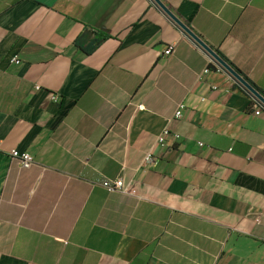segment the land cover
Returning a JSON list of instances; mask_svg holds the SVG:
<instances>
[{
  "label": "crops",
  "instance_id": "crops-1",
  "mask_svg": "<svg viewBox=\"0 0 264 264\" xmlns=\"http://www.w3.org/2000/svg\"><path fill=\"white\" fill-rule=\"evenodd\" d=\"M160 1L264 96V0ZM0 264H264V108L150 0H0Z\"/></svg>",
  "mask_w": 264,
  "mask_h": 264
},
{
  "label": "water",
  "instance_id": "water-1",
  "mask_svg": "<svg viewBox=\"0 0 264 264\" xmlns=\"http://www.w3.org/2000/svg\"><path fill=\"white\" fill-rule=\"evenodd\" d=\"M172 23H174L195 45L204 51L210 60L222 71H224L230 79L239 85L258 105L264 108V96H262L252 85H250L240 74H238L230 65H228L221 57H219L212 49L206 46L201 39L184 25L177 17H175L160 0H150ZM91 33L85 31L76 41L80 47H84ZM96 41H92L87 45V48H93Z\"/></svg>",
  "mask_w": 264,
  "mask_h": 264
},
{
  "label": "built area",
  "instance_id": "built-area-1",
  "mask_svg": "<svg viewBox=\"0 0 264 264\" xmlns=\"http://www.w3.org/2000/svg\"><path fill=\"white\" fill-rule=\"evenodd\" d=\"M173 45L166 47L163 51V56L169 57L173 52ZM16 58L12 60L15 62ZM204 73H208V69L204 70ZM184 109V103H179L173 113L174 119H179L181 117V113ZM261 112V108L257 107L254 111L255 115H259ZM178 137L177 134L171 133L168 129L162 131V133L156 138L153 148L147 151L143 157L141 167L144 170H147L148 167L156 161L158 158V151L163 150L167 147L169 140H174ZM10 158L16 159L18 161L19 166L22 169H27L33 165V158L28 153H18L16 150H12L10 152ZM102 188H104L108 193H122L124 192L123 182L121 178L117 179H105L101 182Z\"/></svg>",
  "mask_w": 264,
  "mask_h": 264
},
{
  "label": "trees",
  "instance_id": "trees-1",
  "mask_svg": "<svg viewBox=\"0 0 264 264\" xmlns=\"http://www.w3.org/2000/svg\"><path fill=\"white\" fill-rule=\"evenodd\" d=\"M238 73V72H237ZM239 74V73H238ZM249 83V82H248ZM250 84V83H249ZM251 85V84H250Z\"/></svg>",
  "mask_w": 264,
  "mask_h": 264
}]
</instances>
